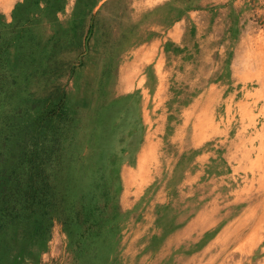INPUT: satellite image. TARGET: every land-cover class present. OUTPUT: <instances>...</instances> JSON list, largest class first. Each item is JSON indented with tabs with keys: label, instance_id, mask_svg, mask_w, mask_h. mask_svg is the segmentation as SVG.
<instances>
[{
	"label": "rangeland",
	"instance_id": "374dc122",
	"mask_svg": "<svg viewBox=\"0 0 264 264\" xmlns=\"http://www.w3.org/2000/svg\"><path fill=\"white\" fill-rule=\"evenodd\" d=\"M0 264H264V0H0Z\"/></svg>",
	"mask_w": 264,
	"mask_h": 264
},
{
	"label": "trees",
	"instance_id": "16d2710c",
	"mask_svg": "<svg viewBox=\"0 0 264 264\" xmlns=\"http://www.w3.org/2000/svg\"><path fill=\"white\" fill-rule=\"evenodd\" d=\"M33 165H31V167H32ZM4 173H6V172H4ZM10 175V177L8 176V178H7V176H6V174H2L1 176L3 177V182L2 183H4L5 182V180H9V181H11V179L10 178H12L13 180H15L16 179V176L15 175H13V173H10L9 174ZM8 189H5V192L7 191ZM1 191H3V190H1Z\"/></svg>",
	"mask_w": 264,
	"mask_h": 264
}]
</instances>
